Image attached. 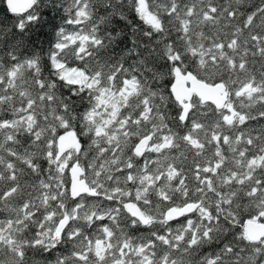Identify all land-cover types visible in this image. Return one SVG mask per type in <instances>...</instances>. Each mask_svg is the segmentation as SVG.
Here are the masks:
<instances>
[{"label": "snow or ice", "instance_id": "obj_1", "mask_svg": "<svg viewBox=\"0 0 264 264\" xmlns=\"http://www.w3.org/2000/svg\"><path fill=\"white\" fill-rule=\"evenodd\" d=\"M0 5V264H264V0Z\"/></svg>", "mask_w": 264, "mask_h": 264}, {"label": "trees", "instance_id": "obj_2", "mask_svg": "<svg viewBox=\"0 0 264 264\" xmlns=\"http://www.w3.org/2000/svg\"><path fill=\"white\" fill-rule=\"evenodd\" d=\"M2 11H3V6L0 5V12H2ZM45 31H50V29H46ZM41 39H43V37H41Z\"/></svg>", "mask_w": 264, "mask_h": 264}]
</instances>
